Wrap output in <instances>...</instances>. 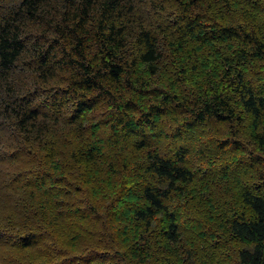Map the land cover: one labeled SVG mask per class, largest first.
I'll return each instance as SVG.
<instances>
[{
  "label": "trees",
  "instance_id": "obj_1",
  "mask_svg": "<svg viewBox=\"0 0 264 264\" xmlns=\"http://www.w3.org/2000/svg\"><path fill=\"white\" fill-rule=\"evenodd\" d=\"M0 264H264V0H0Z\"/></svg>",
  "mask_w": 264,
  "mask_h": 264
}]
</instances>
